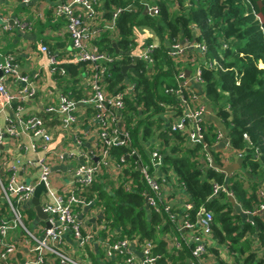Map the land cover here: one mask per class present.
I'll use <instances>...</instances> for the list:
<instances>
[{
	"label": "built area",
	"instance_id": "built-area-1",
	"mask_svg": "<svg viewBox=\"0 0 264 264\" xmlns=\"http://www.w3.org/2000/svg\"><path fill=\"white\" fill-rule=\"evenodd\" d=\"M21 1L30 3L32 0ZM100 3L101 0H56L53 7L54 15L65 20L66 32L71 42L70 62L85 66L87 92L83 91L85 94L82 96L75 98L70 93L57 88L56 101L44 106L43 113H23L21 102L33 96L35 88L27 76H21L19 80L25 84L19 88L17 93L9 91L5 86V81L16 72L13 64L14 58L6 55L4 62L0 63L2 72L0 76V117L7 109L13 110L12 117H5V124L0 122V145L7 137L16 135L17 129H21L30 136V147L39 152L34 159L26 162V166L34 167L37 170L36 179L28 182L18 178V171L23 168L24 163L17 158L9 159L6 156L0 158V212H2L0 214V264H52L54 261L59 264H90L86 260L80 261L67 253L63 247L62 238L65 232H70L78 246L84 250L92 241H96L101 247L106 261L115 260L117 264H158L164 254L155 251L156 245L151 238L141 239L138 234L122 237L118 229L106 228L103 220L95 233L85 227L83 229L77 207L84 205L85 188L92 186L102 170L111 164L119 173L128 165L129 167L136 166L139 170L144 185L143 193L146 196L147 208L161 217L165 215V218H161L155 229L159 231L168 225L166 229H168L167 241L171 248L170 254L177 255L183 251L184 246H190L191 256L187 257L183 264H204V257L208 253V246L213 238V211L201 205L195 213V220H191L190 211L193 209V204L188 202L189 200L180 207L174 206L169 201L167 190L164 188V157L159 147L148 149L146 159L142 158L136 148H130L125 155L122 154L119 157L113 155V148H128L131 145L125 98L132 92L135 83L130 80L128 83L123 81L124 88L108 91L109 79L112 77L111 68L121 60V55L101 49L95 43L102 30L98 22ZM143 6L148 7L152 15H158L160 12L156 4L143 3ZM122 11L121 8L114 9L111 18L113 23ZM253 13L262 24L261 17L254 11ZM13 23L20 29L30 27V22L13 20ZM5 28L8 26L6 25ZM261 29H263L262 26ZM157 47L148 42L139 46L140 52L135 54L138 59L146 63L148 72L153 71L156 63L153 51ZM189 49H195L200 57L207 50L204 44L192 43L185 39L182 41L173 40L167 53L175 62H183V60L194 62L192 82L202 85L204 81L201 77V67L216 69L219 62L204 60L201 65L196 55H187ZM41 51L48 54V69L52 75L67 76L66 68L46 45L41 46ZM129 55L134 57L131 52ZM177 67L175 75L177 85L164 88L166 94L175 97L174 102L163 105L164 111L171 118L169 130L180 134L190 145L203 148V157L209 167L211 159L210 154L206 151L208 145L205 137L207 126L203 121L206 106L202 95L184 84L187 80L184 68L180 65ZM181 80H183V84L180 83ZM80 105L90 108L89 121L96 128V142L88 152L81 148L86 135L83 130L78 129L80 121L77 111ZM44 113L57 118L59 129L72 136L77 148V152L69 153L67 156L69 159L76 160V163L71 170L70 185L66 187H57L51 181L49 153L51 152L53 133L45 125L42 115ZM213 132L212 146L223 140L227 147L236 151L238 158L242 159L248 148L253 151V159H259L258 149L252 146L247 134H243L246 147L236 149L227 134L220 128L214 129ZM227 153L223 156L224 160H227ZM57 156L60 160L63 159L62 152H58ZM40 182H43L46 188V191L41 193L40 205L47 217L42 219L43 223H38L30 229L23 220L25 209H29L24 204L31 200L35 188ZM131 183L130 180L126 184L127 189L131 187ZM225 187V181L224 184L212 181L211 196H216ZM257 187L258 205L251 211L244 210L240 206L246 215V221L251 224H253V220L249 216L264 209V183H257ZM81 192L83 193L81 194ZM227 196L234 198L231 191H227ZM1 207H4L3 211ZM102 230H104L105 236H100L97 240ZM20 246L27 248L30 255L19 259L17 255L21 249ZM119 255L122 258L117 260Z\"/></svg>",
	"mask_w": 264,
	"mask_h": 264
},
{
	"label": "trees",
	"instance_id": "trees-1",
	"mask_svg": "<svg viewBox=\"0 0 264 264\" xmlns=\"http://www.w3.org/2000/svg\"><path fill=\"white\" fill-rule=\"evenodd\" d=\"M102 1L106 8L113 6L123 9L114 22L119 36L117 45L122 55L121 60L111 68L112 77L109 79L108 91L124 88V74L121 68L123 65L134 64L126 73L129 80L135 83L134 89L125 98L131 145L128 148H113V155L119 157L125 155L130 148H137L142 158H147L146 146L141 142L152 135L149 119L164 111V103L175 101V97L166 94L164 88L177 85L175 75L181 62H175L168 55L169 45L173 40L185 39L192 43L204 44L207 50L201 57L192 51L193 49L187 50V55H196L201 65L204 60H208V54L216 56V61L219 62L216 69L201 67L204 95L226 126L227 136L233 147L245 148L243 134H247L252 146L258 149L259 159H253V151L247 148L242 158V166L248 175L243 173L244 175L241 174L237 179H228L227 187L216 196H211L212 181L224 184L226 174L208 167L203 157V148L194 145L178 147L175 145L176 141L184 145V138L178 133L169 132L164 137L166 141L168 137L172 139L173 145L161 151L167 164L165 169L175 171L180 184L188 193V202L193 204L190 211L191 220H195V213L201 205L213 211L214 239L220 243H236L246 232L257 235L260 240L263 239L264 223L260 215L253 216V224L247 222L242 214L234 211L227 191L233 193L244 210L251 211L259 203L256 195L257 181L264 182V0H174L177 11L173 14H170L165 4V1L172 0H164L158 4L160 12L156 16L139 14L141 5L136 12L128 9L129 1ZM253 11L261 17L262 24L255 18ZM133 25L148 26L161 40L160 45L153 51L156 63L152 72H148L143 60H134V57L129 55ZM102 40L108 41L107 37ZM105 47L104 49L112 52L114 50L109 44ZM67 68L72 70L71 65ZM211 129L207 127L205 133L209 148L214 140V132ZM212 155L216 162L223 164L215 152H212ZM131 167L125 171L127 176L134 178L129 189L126 188L128 178L121 180L112 192H107L98 182L93 185L96 203L104 210L101 220L106 228L118 229L122 237L138 234L141 239L154 238L155 227L165 215L161 217L147 208L141 174L136 166ZM244 177L251 184L249 191L244 185ZM1 210L3 211L4 207H1ZM163 228H168V225ZM100 235L105 236L104 230ZM240 248L245 251L243 247ZM155 251L163 253L158 247ZM252 254L254 253L246 256L245 262L254 256ZM190 256V246H184L183 251L177 255L169 254L170 264H183ZM121 258V255L117 256V260ZM52 264L59 263L54 261ZM102 264L117 262L110 260Z\"/></svg>",
	"mask_w": 264,
	"mask_h": 264
},
{
	"label": "crops",
	"instance_id": "crops-1",
	"mask_svg": "<svg viewBox=\"0 0 264 264\" xmlns=\"http://www.w3.org/2000/svg\"><path fill=\"white\" fill-rule=\"evenodd\" d=\"M125 1H129L127 8L135 12L139 10V5H141L142 8L139 10V14H144L143 3H148L149 5H158L164 0ZM103 2L104 1L101 0L100 6L98 7V22L100 23L102 30L95 41V43L101 49L106 48L105 46H107V44L112 46V43H115L117 45V41L119 40L115 24L111 21L112 12L114 11L115 7L112 6V8H106ZM55 3L56 0H32L30 3H23L21 0H0V63L4 62V57L6 55H10L14 58L13 64L16 71L14 75L10 76L8 80L5 81V86L12 93H17L19 88L25 84L19 80V77L27 76L31 82V85H33L35 88V94L29 99L21 102L23 113H43L42 111L44 106L56 101L57 88L70 93L71 96L75 98H78L87 92V87L85 84V66L70 62L71 42L66 32L64 18L56 17L53 13V7L55 6ZM165 4L170 14H173L177 11L174 2L165 1ZM146 14L152 15L150 12ZM13 20H18L20 22H30V27L20 29L13 23ZM6 25L8 28H5ZM103 37H107L109 42L102 40ZM130 38L132 39V44L129 46V53H133L134 58L137 57L135 54L140 52L139 46L148 42L158 46L161 42L160 38L153 31V29L146 25H133ZM165 39L167 45L168 39L166 33ZM42 45H46L48 47L49 51L58 59L62 66L65 68H67L68 65L72 66V70L67 68V76L60 77L50 73L48 69V54L41 51ZM118 49L120 52L119 54L122 55L121 49L119 47ZM192 51L195 52V49ZM113 52L115 53L114 50ZM181 66L184 68L185 74L188 75L186 76V82H191V89L202 95L203 102L206 106V111L203 114V121L205 125L207 127H211V130L220 128L225 134H228L227 128L224 125L222 119L217 115L216 110L210 104L208 98L205 97L203 86L192 82L191 78L195 69V63L183 60V62H181ZM128 72L129 69L126 71V73ZM182 81L183 80L180 82L183 84ZM128 82V75H124V83ZM83 91L86 92L84 93ZM208 105H210L211 111L208 109ZM90 111V108L86 105H80L77 111V116L80 121V126H78V129L83 130L86 135L81 148L86 152L90 151L96 142V128L94 124L89 121ZM12 115L13 110L7 109L5 113L1 115L0 122L5 124V117H12ZM42 115L45 125L53 133L51 152L49 153V162L52 171L51 181L53 185L57 187H66L70 185L71 170L76 163V160L69 159L67 156L69 153L77 152V148L74 145L72 136L68 132H64L59 129L58 120L55 116L51 117L48 113H44ZM150 119L152 121L150 130L152 131L153 136L150 135L145 139V141L141 142V144L146 146L145 151L147 152L148 149L159 146L164 149H168V146L173 145V140L169 139L168 137V140L166 141L164 136H167V134L170 132L169 124L171 122V118L168 116L167 112L164 111L155 114ZM167 142L168 144H166ZM184 142V146L190 145L186 140H184ZM30 144V136L21 131V129H17L16 135L7 137L3 144L0 145V158L2 156H6L9 159L17 158L22 163H24L23 168H20L18 171V178L26 182L34 181L37 177V170L34 167L26 166L27 160L34 159L36 155L39 154L38 151H35L30 147ZM175 145H178L177 141ZM161 147H159L160 152L162 151ZM210 150L211 153L215 152L222 160L223 164L221 165H239V168L234 170L229 175L228 179H237L241 174L244 175L243 173L248 175L246 169H244L242 166V159L238 158L236 156V151L227 147L223 140L218 142L215 146H211ZM58 152H62L63 159L60 160L58 158ZM225 153H227V160L223 159ZM202 160L203 159H201V161ZM166 166L167 164L165 163L163 166V171L165 173L164 188L167 190V198L174 206L180 207V205L189 200V195L180 184L179 177L175 171H173V169L166 170ZM124 168L119 173L113 167V164H111L108 168L102 170L100 176L97 178L95 183H93V185L98 182L104 186L107 192H112L113 189L118 186L121 180L128 178V181H132L134 179L131 175L127 176V173L125 172L127 169ZM127 168L132 167H129L128 165ZM244 178L246 179V177ZM109 179H113V181ZM226 180L227 176H225V182ZM108 181L111 183H108ZM116 181L117 183L112 186L111 184ZM257 183H262V181H258ZM93 185L85 188V191L83 190L86 199L85 202H83L84 205L77 207V211L79 213V218L82 220L83 229L85 227L87 230H92L95 233L96 229H98L99 224L101 223V219L103 218L104 210L96 203L97 199ZM244 185L246 190L249 191L248 188L251 184L247 181V179L244 181ZM258 187H256V195L259 199L257 194ZM82 193L83 192H81V194ZM90 193L91 195H89ZM232 204L235 209L234 211H237V213L242 214V217L246 218V215H244L240 208L241 205L237 202L235 197L233 198ZM24 206L31 208L35 213V219L31 220L32 226H36L38 223H43L44 220H42L36 214V211L30 204V201L24 204ZM256 215H260V218L264 223V209L259 210ZM253 216L249 217L253 218ZM97 234H99V232H97ZM167 234L168 229H164L162 227V229L159 231H156L155 229L154 238H151L154 240L156 247L160 248L164 253L161 261H159L158 264L171 263V257H169L171 248L167 241ZM100 236L101 235L99 234L97 240H99ZM62 238L63 247L66 249L67 253L76 259L83 262L86 260L90 264H102L106 261L105 257L103 256V251L96 241H92L91 244H89L84 250V248L78 246L70 232H65ZM246 240L248 244L246 245L245 249L244 244ZM242 241H244L243 244L241 243ZM160 243L162 244L160 245ZM235 245L238 247L233 251L231 247ZM20 247L21 249L18 253L20 254V259L30 255V252L27 248H24L23 246ZM240 247H243L245 251H241ZM238 249H240V251ZM249 253H254L255 257L253 256L248 262H245L246 256ZM165 254L168 255L165 256ZM260 258H264V238L260 240L257 235L252 234L251 232H246L244 236H241L237 239L236 243H220L218 240L212 238L208 246V253L205 255L203 262L204 264H234L236 262L240 263L242 261L240 264H264V261L260 263Z\"/></svg>",
	"mask_w": 264,
	"mask_h": 264
},
{
	"label": "water",
	"instance_id": "water-1",
	"mask_svg": "<svg viewBox=\"0 0 264 264\" xmlns=\"http://www.w3.org/2000/svg\"><path fill=\"white\" fill-rule=\"evenodd\" d=\"M149 10H148V7H144V10H143V13L146 14L148 13ZM151 13V12H150ZM112 47L115 51L116 54H119V49L117 47V45L115 43H112ZM138 57H135L134 60H137ZM133 63L129 64V65H123L122 66V72L124 75H126V71L130 68L133 67ZM1 70H0V76H1ZM188 73V72H187ZM188 76V75H186ZM186 86H190L191 85V82H186L185 83ZM208 109L211 111V108H210V105H208ZM206 151L210 154V165L209 167L210 168H213L215 170H218V171H221V172H224L227 176V180L225 182V186L227 187V183H228V178H229V175L234 171L236 170L237 168H239V165L238 164H229V165H221L219 164L218 162L215 161L212 153H211V150L210 148L206 147ZM128 157V156H127ZM96 159V158H95ZM46 191V188H45V185L43 182H40L36 188H35V191H34V194L30 200V204L34 207L35 211H36V214L41 218V219H46L47 217V214L45 212H43L42 210V207L40 205V196H41V193L42 192H45ZM231 201H233V197L232 196H229L228 197ZM47 226H49V224H47Z\"/></svg>",
	"mask_w": 264,
	"mask_h": 264
},
{
	"label": "rangeland",
	"instance_id": "rangeland-1",
	"mask_svg": "<svg viewBox=\"0 0 264 264\" xmlns=\"http://www.w3.org/2000/svg\"><path fill=\"white\" fill-rule=\"evenodd\" d=\"M172 2H174V0H172ZM209 61H212V62H215L216 60H217V57L216 56H214L213 54H208L207 55V57H206ZM207 98V97H206ZM149 122L151 123L152 121H151V119H149ZM152 124V123H151ZM152 136H153V133H152ZM151 136V137H152ZM177 143H178V147H181V146H184L183 145V143L181 144V142H179V141H177ZM159 147H161V146H159ZM162 148V147H161ZM164 150V148H162V151ZM202 162H203V160H202ZM109 180H111V181H113V179H109ZM108 183H111V182H109L108 181ZM115 183H117V181L116 182H113V184H111L112 186H114V184ZM30 211H32V213H30ZM24 213H25V217H23V220H24V222L26 223V225H27V227L28 228H30L31 229V227H32V221H30V220H34L35 219V213H34V211L31 209V208H29V209H27V210H25L24 211ZM244 241H245V239H244ZM244 241H242L241 243L243 244V242ZM248 244V242H247V240H246V242H245V246H244V248L246 247V245ZM238 246H232L231 247V249L234 251L235 250V248H237ZM246 249V248H245ZM239 251H240V249H238ZM254 254H252V256H253ZM18 257H19V259H20V254H18ZM254 257H255V255H254ZM253 259H255V258H253ZM260 260V263H262L263 261H264V258H260L259 259ZM240 263H242V261L240 262ZM253 263V262H252Z\"/></svg>",
	"mask_w": 264,
	"mask_h": 264
}]
</instances>
